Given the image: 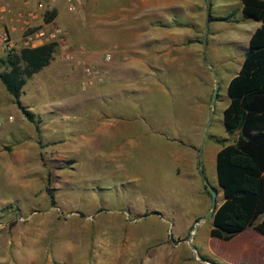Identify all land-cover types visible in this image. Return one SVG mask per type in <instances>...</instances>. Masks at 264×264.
I'll use <instances>...</instances> for the list:
<instances>
[{"label": "rangeland", "instance_id": "374dc122", "mask_svg": "<svg viewBox=\"0 0 264 264\" xmlns=\"http://www.w3.org/2000/svg\"><path fill=\"white\" fill-rule=\"evenodd\" d=\"M236 4L66 0L63 19L74 61L55 52L57 78L49 80L43 69L23 89L29 111L41 120L40 144L25 119L18 137L8 136L5 121L0 125V140L7 138L0 149V264H170L161 255L169 248L184 252L180 264L193 261L192 241L204 222L192 237L193 224L201 220L192 224L191 212L179 217L182 212L175 213L166 203L169 196L161 194L175 191L190 199L192 191L180 185L169 164L159 171L146 168L152 158L144 160L146 170L128 164L130 147L199 146L204 153L197 168L221 194L215 163L208 167L203 160L206 150L220 147L213 139H237L225 132L223 110L246 45L234 41L255 22L243 18ZM53 10L44 24L60 25ZM208 12L216 20L233 12L240 22L208 23ZM90 48L96 51L92 61L86 60ZM84 67L99 79L88 80ZM3 91L5 99L12 98ZM13 104L9 109L18 116ZM114 119L139 124L148 136L141 138L135 128L116 134ZM169 152L158 158L167 159ZM46 187L54 193V206Z\"/></svg>", "mask_w": 264, "mask_h": 264}, {"label": "trees", "instance_id": "16d2710c", "mask_svg": "<svg viewBox=\"0 0 264 264\" xmlns=\"http://www.w3.org/2000/svg\"><path fill=\"white\" fill-rule=\"evenodd\" d=\"M238 1L243 17L260 22L261 26L251 35L240 69L227 85L229 102L223 110V126L229 136L235 134L237 139L231 144L226 143L227 139H213L220 146L215 171L223 201L213 210L210 236L224 241L248 227L264 236V0ZM54 15L52 10L48 16L51 19ZM233 17L232 12L216 20L208 12L206 21L230 22ZM54 53V45L46 44L15 49L0 59V81L24 119L33 124L38 144L41 120L24 106L21 96L27 81L50 64ZM202 178L204 191L210 197L207 179L204 175ZM45 191L54 206L52 189L46 187Z\"/></svg>", "mask_w": 264, "mask_h": 264}, {"label": "crops", "instance_id": "0c3cea01", "mask_svg": "<svg viewBox=\"0 0 264 264\" xmlns=\"http://www.w3.org/2000/svg\"><path fill=\"white\" fill-rule=\"evenodd\" d=\"M238 1V0H236ZM239 2V1H238ZM10 4L12 7L17 9L19 7L18 0H0V10L1 7L4 5ZM66 0H54L53 3V8L56 9L57 11V21L58 23L64 27L66 25L65 20L63 19L66 16ZM236 6L233 7L240 11L241 13V3L234 5ZM224 10H227V7L224 8ZM242 15V13H241ZM243 16V15H242ZM244 18V17H243ZM59 19V20H58ZM253 21V20H252ZM240 20L235 19L234 21L230 23L234 24H239ZM255 22L253 27L249 28L248 31H246L235 39L234 43H246L244 46V51L242 53V56L244 57V53L248 48V43L251 35L254 33V31L261 26L260 22ZM3 22L0 21V25H2ZM5 24V23H4ZM3 24V25H4ZM7 26V24H5ZM10 30V35L12 39L16 43V49H19L21 47V32L18 31L15 26H9L8 27ZM66 29L65 31H68L67 27L65 26ZM69 33V32H67ZM73 43V42H72ZM84 45L82 42H80V46ZM78 52V50L76 51ZM95 50L93 48H90L89 55L86 57V60H93V55L95 54ZM79 53V52H78ZM7 52L3 49L2 46H0V59H4L6 57ZM81 55V54H80ZM242 57V61H243ZM241 61V64H242ZM58 57H54V59L50 62V64L46 67H44V75L49 80H54L56 79V74L57 69L60 67ZM241 66V65H240ZM43 69L41 71H43ZM50 69V70H49ZM240 69V67H239ZM41 71H39L37 74H39ZM51 71L52 78L49 77V72ZM239 71V70H238ZM237 71V73H238ZM236 73V74H237ZM35 74L34 76H36ZM235 74V75H236ZM33 78V77H32ZM24 89V88H23ZM4 86L2 85L0 81V120L5 121L4 126H5V131L8 136H14L16 135L17 137L20 136L18 135V131L20 128L23 127V122L24 117L20 113V111L17 112L16 116L14 112H11L9 109V102H13L12 98H6V96L3 94L4 93ZM25 90V89H24ZM24 93L21 96V101L24 104V106L28 107V105L24 102L23 100ZM6 101H5V100ZM8 101V105H7ZM14 105V104H13ZM29 110H31V107H28ZM7 117H12V121H6ZM18 118V123L19 125H16L15 123L17 122ZM111 123H114V128L115 132L117 133H122L125 132L126 134L129 133L130 130H133L134 128L137 129L136 132L138 131V135L141 136V138H146L148 136V131L143 128V126L137 124L136 126H133L132 122L123 120V119H114L112 120ZM138 123V122H136ZM143 123V120L142 122ZM140 129V130H139ZM3 131V132H5ZM131 132V131H130ZM194 132H192L193 134ZM157 137V136H155ZM6 139L3 138L0 141V149L4 145L6 146ZM29 138L28 140H30ZM159 139V138H155ZM20 141V140H19ZM23 145L25 143H22ZM131 144V142H126L125 146ZM200 147L199 146H192V150L189 149H176V148H165L162 146H157V147H148V146H141L140 145H135L130 147V154L133 155L131 158V161L128 164L134 165V167H139L140 171L141 170H152L155 169L156 171H159L162 169V164H169L168 166H171L173 169V172L175 173L174 176L175 178L179 179L180 185L184 187L185 190L192 191V198L187 199L181 196L180 192H175L172 191L168 195V193H161L160 191H157V194L160 192L162 195L169 196L166 197L168 198V202L166 203H171L170 205L173 207L172 210H174L175 213L179 212L182 214L178 215L179 217H182L184 214V217H186L185 212H191L192 216V224L194 220H201L200 226L203 223L204 226L202 230L198 233L200 236L197 238L196 241H192V253H194V259L193 261L187 260L184 262V264H209L207 261H203L200 257H207L210 259H215L218 262H221L223 264H264V236L260 235L254 227H248L245 229L243 232L235 235L233 238L230 240H220L217 238H213L210 236V230L212 228V222H211V217L209 219H206L208 216L210 210H211V198H208L206 196V193L204 191V181H203V170L197 168V162L200 163V159L198 160V156L204 151H199ZM170 151L169 154L170 156H167V159H159L158 156H164L165 151ZM220 150V147L217 149H208L206 150V154L204 156V166H208L214 162L215 163V158L217 152ZM134 151V152H133ZM178 154V156H177ZM180 154H183L185 156L184 159H181ZM140 157H137V156ZM215 156V157H214ZM148 158H152L153 163L151 161L150 167L145 165V159L148 160ZM191 161V162H190ZM199 165V164H198ZM202 170V171H201ZM201 172V173H200ZM135 176V175H134ZM184 176H192V179L190 180H180L183 179ZM264 176V173H263ZM143 180V179H142ZM219 195V194H218ZM221 197V201L217 202V206L221 204L223 201V196L222 193L219 195ZM217 198V197H216ZM191 200L192 203L186 202L185 200ZM174 217V216H173ZM202 224V225H203ZM196 235V234H194ZM198 248L199 251L196 250ZM198 254L200 257H198ZM162 256H169L170 264H180L182 256H184V252L177 248V249H166L161 253Z\"/></svg>", "mask_w": 264, "mask_h": 264}, {"label": "built area", "instance_id": "2783aa9c", "mask_svg": "<svg viewBox=\"0 0 264 264\" xmlns=\"http://www.w3.org/2000/svg\"><path fill=\"white\" fill-rule=\"evenodd\" d=\"M18 3L19 7L17 9L8 4L2 6L0 10V21L3 22L0 25V46L3 47L5 52L8 53L16 49V43L12 39L8 28L9 26H15L22 34L20 48H36L53 44L55 52L58 53L61 60L74 61L66 31L58 24L43 23L44 16L53 10L54 0H18ZM110 57V54L106 53L104 55L105 61H109ZM83 73L88 80L99 79L96 72L90 67H84ZM12 120V117H7V121ZM2 121L0 120V125H2ZM200 223L201 221H197L193 224L192 237Z\"/></svg>", "mask_w": 264, "mask_h": 264}, {"label": "water", "instance_id": "95a60500", "mask_svg": "<svg viewBox=\"0 0 264 264\" xmlns=\"http://www.w3.org/2000/svg\"><path fill=\"white\" fill-rule=\"evenodd\" d=\"M208 189H209L210 196H211V210H210V213L208 214V216L206 217V219H208V218H210L212 216L213 210L217 206V200H216L217 192H216V190H214V188H212L210 186L208 187ZM191 248L194 249V247H191ZM209 264H212V263H209Z\"/></svg>", "mask_w": 264, "mask_h": 264}]
</instances>
